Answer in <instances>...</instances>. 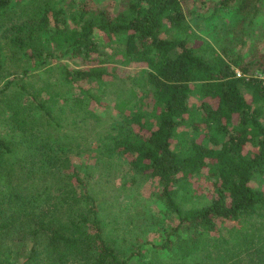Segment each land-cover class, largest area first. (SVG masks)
Instances as JSON below:
<instances>
[{
    "label": "trees",
    "instance_id": "16d2710c",
    "mask_svg": "<svg viewBox=\"0 0 264 264\" xmlns=\"http://www.w3.org/2000/svg\"><path fill=\"white\" fill-rule=\"evenodd\" d=\"M263 1L217 0L214 9L233 5L250 24ZM11 2L0 0V18ZM70 21L49 35L54 57L89 66L59 62L56 84L35 86L28 70L51 54L34 45L32 65L1 80L0 264H127L137 255L118 257L96 192L81 168H68L90 133L100 173L124 160L131 184L157 182L176 221L154 247L174 264H264V55L223 56L191 28L181 0H120L115 11L84 1ZM9 29L12 48L32 43L34 27ZM4 58L0 51V74ZM115 63L141 69L119 76L108 68ZM125 84L128 96L104 126L93 103L113 86L119 98ZM203 172L209 194L193 186Z\"/></svg>",
    "mask_w": 264,
    "mask_h": 264
},
{
    "label": "rangeland",
    "instance_id": "374dc122",
    "mask_svg": "<svg viewBox=\"0 0 264 264\" xmlns=\"http://www.w3.org/2000/svg\"><path fill=\"white\" fill-rule=\"evenodd\" d=\"M84 1L92 8L102 7L110 11H115L120 2V0H12L7 14L0 18V51L5 57L0 81L5 76L21 74L25 68L32 65L33 61L29 55L35 50L34 45L42 50L43 56L51 54L46 59L45 65L41 64L38 68L28 70L30 74L27 81L34 83L35 86H39L44 80L56 84L59 74L52 69L59 62L66 63L71 68L89 66L87 62L77 57L65 56L57 60L54 55L59 54L60 50L49 37L57 21L61 26L64 24L72 26L71 13ZM216 2L217 0H181L185 18L191 28L225 57L238 54L246 57L252 51L264 55V1L250 24L236 13L233 5L214 9ZM54 13L57 14L56 21L53 17ZM45 14L49 21L44 23L41 19H44ZM11 24L34 27L32 45L12 48L8 40L9 36L16 32L9 29ZM17 33L24 37V32ZM108 68L109 70L113 68L112 70L119 76H132L138 74L141 69L137 65L123 66L118 63L109 64ZM254 74L261 76L257 71ZM1 84L2 81L0 86ZM128 86L125 84L122 87L119 98L113 96V92L117 91L116 86H113L109 88L107 96L102 97L100 104L93 103V110L100 115L103 113L101 120L104 126L111 120V113L114 116L118 115L114 103L127 98ZM144 100L147 104L148 99ZM3 131L4 124L0 118V134ZM88 142V148L82 152L80 147H73L75 151L69 154L71 162L68 168L70 170L74 166L81 168L80 176L96 192L103 232L106 238L112 241L118 257L122 259L138 252L140 254L134 255L127 264H174L170 253L154 247V244L162 242L164 228L174 225L176 221L157 197L159 191L157 182L148 179L142 182L136 181L135 185L131 184L130 174L124 175L127 166L124 160L114 162L110 176L100 173V168L95 164L94 152H87L88 149L96 146L92 133ZM209 183L206 172H203L202 176L195 178L193 186L204 194H209ZM177 264H184V261L179 260Z\"/></svg>",
    "mask_w": 264,
    "mask_h": 264
}]
</instances>
